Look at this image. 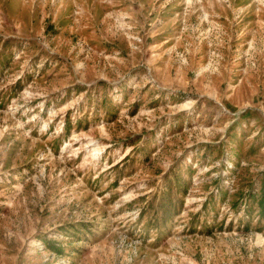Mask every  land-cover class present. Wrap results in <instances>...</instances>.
<instances>
[{
    "label": "rangeland",
    "instance_id": "374dc122",
    "mask_svg": "<svg viewBox=\"0 0 264 264\" xmlns=\"http://www.w3.org/2000/svg\"><path fill=\"white\" fill-rule=\"evenodd\" d=\"M0 264H264V0H0Z\"/></svg>",
    "mask_w": 264,
    "mask_h": 264
}]
</instances>
